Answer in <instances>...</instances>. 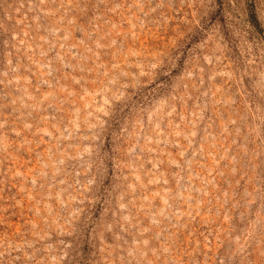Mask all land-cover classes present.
<instances>
[{
  "label": "rangeland",
  "instance_id": "374dc122",
  "mask_svg": "<svg viewBox=\"0 0 264 264\" xmlns=\"http://www.w3.org/2000/svg\"><path fill=\"white\" fill-rule=\"evenodd\" d=\"M0 264H264V0H0Z\"/></svg>",
  "mask_w": 264,
  "mask_h": 264
}]
</instances>
